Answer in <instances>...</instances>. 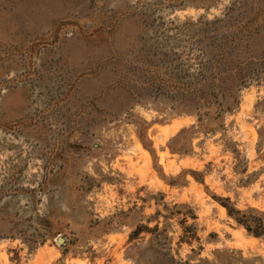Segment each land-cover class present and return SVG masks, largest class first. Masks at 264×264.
I'll return each instance as SVG.
<instances>
[{"label": "rangeland", "instance_id": "1", "mask_svg": "<svg viewBox=\"0 0 264 264\" xmlns=\"http://www.w3.org/2000/svg\"><path fill=\"white\" fill-rule=\"evenodd\" d=\"M264 0H0V264H264Z\"/></svg>", "mask_w": 264, "mask_h": 264}, {"label": "trees", "instance_id": "2", "mask_svg": "<svg viewBox=\"0 0 264 264\" xmlns=\"http://www.w3.org/2000/svg\"><path fill=\"white\" fill-rule=\"evenodd\" d=\"M229 214L245 227L250 235L261 237L264 235V212L255 208L240 210L235 206L224 204Z\"/></svg>", "mask_w": 264, "mask_h": 264}]
</instances>
